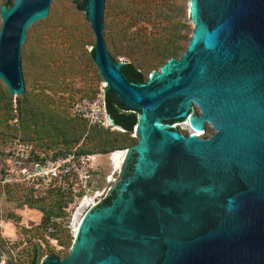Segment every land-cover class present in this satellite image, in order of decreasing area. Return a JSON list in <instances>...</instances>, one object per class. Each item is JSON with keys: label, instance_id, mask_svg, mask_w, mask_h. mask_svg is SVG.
<instances>
[{"label": "water", "instance_id": "water-1", "mask_svg": "<svg viewBox=\"0 0 264 264\" xmlns=\"http://www.w3.org/2000/svg\"><path fill=\"white\" fill-rule=\"evenodd\" d=\"M50 1L0 5V81L13 97L23 91L25 31ZM187 6L184 49L135 83L106 50L103 0L79 1L105 118L131 129L133 117L108 102L136 111V142L103 199L82 214L68 253L39 264H264V0ZM182 120L198 131L208 123L213 133L180 134L167 124Z\"/></svg>", "mask_w": 264, "mask_h": 264}, {"label": "rangeland", "instance_id": "rangeland-1", "mask_svg": "<svg viewBox=\"0 0 264 264\" xmlns=\"http://www.w3.org/2000/svg\"><path fill=\"white\" fill-rule=\"evenodd\" d=\"M5 1L0 0V5L6 4ZM79 1L51 0L47 15L26 29L20 47V62L32 58L27 62L26 73L22 74L23 91L20 94L31 95L35 112L40 109L37 103L41 100L39 115L43 118L52 114L71 118L69 107L74 99H90L103 90V81L88 53L94 38L84 12L76 6ZM187 4L188 0H103L102 36L107 52L116 62L131 63L146 80L151 70H158L168 57H177L185 47L192 27ZM172 45L178 49L169 54L167 50ZM4 88L0 81V89ZM11 105L14 108L13 99ZM191 111L198 113L195 106ZM11 115L4 128V115L0 111V149L4 141L19 139L42 151L65 152V146L60 142L51 145L44 139L35 138L30 129L24 130L13 109ZM183 122L167 124L175 125L178 133L186 134L187 124ZM85 127L81 140L71 144L70 151H76L80 146L89 147L90 129ZM102 129L121 131L117 125ZM199 132V137L205 138L213 130L204 123ZM129 135L136 142L133 131ZM113 151L90 154L86 197L102 199L116 180L120 167L116 166L113 155L116 151ZM27 197L26 189L21 185L0 182V264H30L32 261L39 264L45 256L64 257L74 237L66 226L75 224L78 211H84L85 203L90 202L84 198L79 206V198L63 199L62 195L54 193L31 207ZM60 206L65 207L64 210L61 208L64 214L56 217ZM42 211L48 212L50 221L56 224L55 234H48L51 229H45Z\"/></svg>", "mask_w": 264, "mask_h": 264}, {"label": "built area", "instance_id": "built-area-1", "mask_svg": "<svg viewBox=\"0 0 264 264\" xmlns=\"http://www.w3.org/2000/svg\"><path fill=\"white\" fill-rule=\"evenodd\" d=\"M69 108L71 115L79 118L86 126L114 127V124L105 118L103 90L96 93L90 100L72 101ZM170 126L173 127V125ZM190 133L193 132L188 130L186 134ZM0 152L2 155L0 182L21 185L26 189L27 196L33 200H43L49 195L58 193L63 199L79 198L80 206L81 201L87 198L90 202L85 203V210H82L80 219L88 208L103 199L95 200V197H86L90 177V155L88 154L74 152L55 154L54 151H42L19 139L4 141ZM62 209L64 210L65 207ZM76 226L77 224L72 226L70 223L66 228L69 229L70 234L74 235Z\"/></svg>", "mask_w": 264, "mask_h": 264}, {"label": "trees", "instance_id": "trees-1", "mask_svg": "<svg viewBox=\"0 0 264 264\" xmlns=\"http://www.w3.org/2000/svg\"><path fill=\"white\" fill-rule=\"evenodd\" d=\"M7 2L8 4H10L12 0H7ZM78 4L79 3H76L77 7ZM176 49H178V46L172 45L171 48L167 50V52H169V54H173L175 53ZM183 49L184 47L181 50ZM31 60L32 58L27 57L25 61L20 62L21 74L26 73V70L29 66L27 65V62L29 61L31 62ZM121 71L129 81H133L135 83H140L145 81L141 71L138 70L136 67H134L131 63L128 62L125 63L121 67ZM30 98L31 95L27 93H23L15 97H12L11 95L8 94L6 87L4 88V90L0 89V111H2L4 115L3 116L4 128L7 127L5 121L8 118L12 117L11 111L13 109L18 124H20L24 130L30 129L32 132H34L36 136L35 138L44 139L47 143L51 145H56L57 142H60L63 146H65V152L57 150L56 152L57 154H62L67 152H74L76 154L77 153L89 154V155L96 153H105L111 150L117 151L115 149H124L135 143L133 137H131L129 134L131 133L132 128L136 121V111L131 112V111L121 110L114 103L108 102L109 107L116 114L121 116L130 115L133 117L132 128L127 129L121 126L120 124H114L122 128L124 131L109 132L107 130L102 129L104 127L101 126H87L88 129H90V134L87 136V140L89 141V147L84 148L80 146L76 149V151L75 150L70 151V145L73 143L75 144L81 140V134L85 131L86 124L76 116H72V115H71L72 117L70 118L64 115H61L59 117H54L52 114V115H48L46 118L45 117L43 118L42 115H39L40 114L39 112H41L42 110L41 100L37 103L40 109L35 112L30 102ZM12 99L15 102L14 108L11 105ZM90 99L77 98L74 100H90ZM48 100L52 102V99H48ZM81 145H82V141H81ZM27 198L29 200L27 204L30 205H32L33 203L41 202V200H33L29 197ZM31 207L34 206L32 205ZM61 208H62L61 206L58 207L56 217H59L61 214H64ZM42 213H43L42 221H46L45 229L48 230L51 229V231H48V234H52V235L55 234L54 232L57 231L56 224L53 221H50L51 219L48 212L45 213L42 211ZM30 264H34L33 261L30 262Z\"/></svg>", "mask_w": 264, "mask_h": 264}, {"label": "bare ground", "instance_id": "bare-ground-1", "mask_svg": "<svg viewBox=\"0 0 264 264\" xmlns=\"http://www.w3.org/2000/svg\"><path fill=\"white\" fill-rule=\"evenodd\" d=\"M187 16H188V6H187ZM183 123H186L187 124V121H185V122H183ZM173 126H175V125H173ZM187 130H189L190 132H193V133H195V135H200V132L198 131V130H194V129H190V127L189 126H187ZM124 153H125V151H123V150H117L113 155H114V159L116 160V166L117 167H120L119 166V164L122 162V160H123V158H124ZM121 165V164H120ZM78 212H80V211H78ZM78 216V215H77ZM77 216H76V223L74 224H72V226H75L76 224H77V226H76V231H77V228H78V225H79V223H80V220H81V218L79 219V217H78V219H77Z\"/></svg>", "mask_w": 264, "mask_h": 264}, {"label": "flooded vegetation", "instance_id": "flooded-vegetation-1", "mask_svg": "<svg viewBox=\"0 0 264 264\" xmlns=\"http://www.w3.org/2000/svg\"><path fill=\"white\" fill-rule=\"evenodd\" d=\"M174 128V127H173ZM175 129V128H174ZM176 130V129H175ZM177 131V130H176ZM178 132V131H177Z\"/></svg>", "mask_w": 264, "mask_h": 264}]
</instances>
